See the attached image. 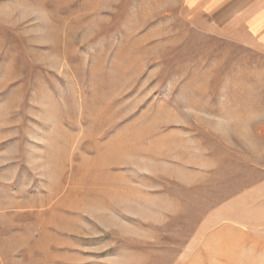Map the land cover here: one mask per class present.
<instances>
[{
    "label": "rangeland",
    "instance_id": "obj_1",
    "mask_svg": "<svg viewBox=\"0 0 264 264\" xmlns=\"http://www.w3.org/2000/svg\"><path fill=\"white\" fill-rule=\"evenodd\" d=\"M177 0H0V264H264V53Z\"/></svg>",
    "mask_w": 264,
    "mask_h": 264
},
{
    "label": "crops",
    "instance_id": "obj_2",
    "mask_svg": "<svg viewBox=\"0 0 264 264\" xmlns=\"http://www.w3.org/2000/svg\"><path fill=\"white\" fill-rule=\"evenodd\" d=\"M176 6L192 21L227 30L264 53V0H177Z\"/></svg>",
    "mask_w": 264,
    "mask_h": 264
}]
</instances>
